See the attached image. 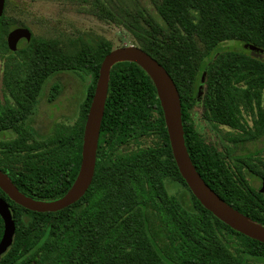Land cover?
<instances>
[{"label": "trees", "instance_id": "1", "mask_svg": "<svg viewBox=\"0 0 264 264\" xmlns=\"http://www.w3.org/2000/svg\"><path fill=\"white\" fill-rule=\"evenodd\" d=\"M161 22L126 11L125 27L173 78L183 133L201 177L229 205L264 226V146L236 154L230 144L264 136V0H160ZM12 22L0 17V52L7 51L0 102V169L23 193L55 200L73 185L82 160L85 123L108 40L75 52L33 37L8 47ZM239 41L240 48H221ZM202 45H201V44ZM72 72L89 78L78 118L45 132L35 118L50 80ZM203 86V88H202ZM60 79L49 87L53 102ZM202 90V120L194 109ZM36 120V123L34 121ZM15 221L0 264H264V243L223 222L193 194L175 161L163 109L150 74L137 62L115 63L91 186L54 212L30 210L0 188ZM4 220L0 215V241Z\"/></svg>", "mask_w": 264, "mask_h": 264}, {"label": "water", "instance_id": "2", "mask_svg": "<svg viewBox=\"0 0 264 264\" xmlns=\"http://www.w3.org/2000/svg\"><path fill=\"white\" fill-rule=\"evenodd\" d=\"M5 5L6 0H0V17L5 12ZM15 32L20 37L17 41L9 42L10 48L12 50L24 49L31 41L32 32L26 27H18ZM245 47L255 52L264 53L262 48L254 45L245 44ZM125 60L139 63L152 77L163 109L175 161L193 194L205 208L233 229L264 243V226L229 205L205 182L197 171L190 158L184 138L181 103L177 86L166 68L140 46L131 45L112 49L101 63L84 128L81 165L72 187L63 196L55 200H38L18 189L8 175L0 169V188L14 202L38 212H54L64 209L85 195L95 175L101 125L108 96L110 69L115 63ZM260 191L264 193V179L261 182ZM0 215L4 220V232L0 241L1 259L11 246L16 231L10 204L1 196Z\"/></svg>", "mask_w": 264, "mask_h": 264}, {"label": "rangeland", "instance_id": "3", "mask_svg": "<svg viewBox=\"0 0 264 264\" xmlns=\"http://www.w3.org/2000/svg\"><path fill=\"white\" fill-rule=\"evenodd\" d=\"M159 2L160 0H6L4 16L7 21L29 27L35 38L56 41L61 49L69 53L78 51L84 45L94 46L103 39L110 41L112 49H116L139 46L125 27L126 11L138 17L140 11H143L161 22L156 8ZM240 47L242 45L239 41H228L221 45V48ZM4 63V60L0 61V89ZM57 79H60L63 88L57 98L50 102L48 89ZM88 83V77L72 72L60 73L50 80L35 110V118L45 127V132L54 123L72 124L78 118ZM202 93L201 90L194 109L197 125L208 138L217 139L219 136L216 132L201 118ZM11 136L13 134L9 131L0 133V137ZM230 145L236 154L249 153L264 146V136L255 141ZM254 183L257 186L261 184L258 179H254Z\"/></svg>", "mask_w": 264, "mask_h": 264}, {"label": "flooded vegetation", "instance_id": "4", "mask_svg": "<svg viewBox=\"0 0 264 264\" xmlns=\"http://www.w3.org/2000/svg\"><path fill=\"white\" fill-rule=\"evenodd\" d=\"M18 27H26V28H28V29H30L29 27H27L26 25H24V24H21V25H19V24H16V23H13L12 24V26H11V29H10V31H9V33H8V36H7V38H8V41H7V43H8V47L10 48V46H9V42L10 41H17L18 39H19V37H20V35L18 34V33H16L15 32V29H17ZM31 31V30H30ZM32 32V31H31ZM32 38H33V33H32ZM31 38V39H32ZM11 49V48H10ZM12 50V49H11ZM13 51H15V50H13ZM7 54H8V52L7 51H4V52H0V61L1 60H6V56H7ZM4 68H5V63H4ZM3 74H4V72H3ZM6 92H5V87H4V84H3V75H2V80H1V89H0V102H6ZM34 123H36V120L34 121ZM5 199V198H4Z\"/></svg>", "mask_w": 264, "mask_h": 264}]
</instances>
